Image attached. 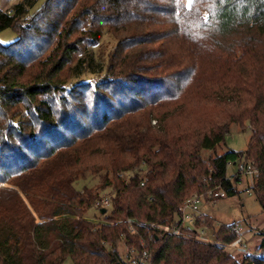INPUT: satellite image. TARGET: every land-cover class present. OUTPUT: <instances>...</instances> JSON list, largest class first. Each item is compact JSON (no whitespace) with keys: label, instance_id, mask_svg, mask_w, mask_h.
<instances>
[{"label":"trees","instance_id":"obj_1","mask_svg":"<svg viewBox=\"0 0 264 264\" xmlns=\"http://www.w3.org/2000/svg\"><path fill=\"white\" fill-rule=\"evenodd\" d=\"M38 2L0 9L17 34L0 43V264H122L118 244L139 245L146 223L184 232L153 239L155 264H264V232L262 256L239 259L178 220L193 194H239L227 170L243 159L264 213V0H47L31 14ZM81 91L89 125L69 113ZM234 124L252 127L247 150L205 159ZM89 177L97 191L75 189ZM107 189L110 212L96 207Z\"/></svg>","mask_w":264,"mask_h":264},{"label":"rangeland","instance_id":"obj_2","mask_svg":"<svg viewBox=\"0 0 264 264\" xmlns=\"http://www.w3.org/2000/svg\"><path fill=\"white\" fill-rule=\"evenodd\" d=\"M22 1V0H21ZM47 0H39L36 6L31 10V14H34L40 8H42L43 4L46 3ZM18 2V0H0V8L7 9L11 7L13 8ZM63 5H54L50 6L54 11L60 12L64 8ZM8 9V10H10ZM48 17L50 15H47ZM45 18L43 17V21H38V24L41 25L45 22ZM17 39L16 32L9 28L5 30H0V43L3 45H8ZM82 92L78 93V99L72 101L74 107L70 108L69 113L71 115L75 114L79 118V122L82 124L89 125L92 118L85 116L88 114L90 109L92 108V103L90 105V100L86 102ZM94 102V100L92 101ZM88 111V112H87ZM214 109H210V113H212ZM153 124H156L153 122ZM252 127L247 125V128L242 131L237 124L232 125L230 129V133L226 136L225 141L217 146L216 150H204L202 152V156L205 159H209L210 156L222 155L229 150H234L237 152H244L248 148V144L250 138L252 136ZM0 164H2V159L0 160ZM2 170L0 169V173ZM239 174V169L237 165H229L227 170V177L232 181V183L236 186L239 194L235 196H225L220 198L216 204H208L204 200L199 203L200 212L206 217L214 219L215 225L213 229L207 230V236L215 239V232L218 231L222 226L228 225H238L242 228L241 236L243 238V244L241 247L242 250L230 248L227 243L216 241L218 246L225 248L230 253H232L235 257L241 259L247 254H252L255 256H262V254L258 251L259 245L262 240L261 233L264 232V213L262 207L254 194V192H247L249 189V180L245 176H240V182H236V178ZM4 175V173H3ZM1 175V176H3ZM100 178L97 177H89L88 179H79L74 183V187L78 191H83L86 188H93V190L97 191V187L101 184ZM1 185V181H0ZM110 189L103 191L102 196L108 198L110 194ZM108 211H111V207H108ZM87 219L93 221L97 224H105V219L100 215V210L95 206L90 208L87 212ZM137 222H139L137 220ZM124 243L118 244V254L123 253ZM165 258H168L170 262H172L173 258L171 255L166 254ZM64 264H74L71 259H67Z\"/></svg>","mask_w":264,"mask_h":264},{"label":"built area","instance_id":"obj_3","mask_svg":"<svg viewBox=\"0 0 264 264\" xmlns=\"http://www.w3.org/2000/svg\"><path fill=\"white\" fill-rule=\"evenodd\" d=\"M21 1V0H18ZM239 169V176H245L249 180V189L247 192H254L255 181L259 176V170L254 165L253 161L250 160H240L237 164ZM144 185V183L142 184ZM227 196V192L223 189L218 191H212L208 194H193L188 198L184 204L180 207V218L185 227H190L196 230L194 237L203 242L217 243L214 238L207 236L208 228L203 225L204 219H201V222L198 224V218L203 216L199 209V203L205 201L208 204H216L220 199ZM111 206V200L105 198L101 201H97L96 207L107 208ZM122 223V222H121ZM127 223L130 224V229L132 233L138 234L134 223L142 225L141 222H137L135 219H128ZM145 237H140L139 245H128L124 244L123 253L119 251V259L122 264H155V255L154 252L150 249V243L154 238L160 239L163 235L169 234L173 236H179L184 233L177 224L175 226H170L166 224H155V223H146ZM235 232L239 234L237 240L229 244L230 248H235L242 250L241 247L243 244V238L241 236L242 228L240 226H235L233 228Z\"/></svg>","mask_w":264,"mask_h":264},{"label":"snow or ice","instance_id":"obj_4","mask_svg":"<svg viewBox=\"0 0 264 264\" xmlns=\"http://www.w3.org/2000/svg\"><path fill=\"white\" fill-rule=\"evenodd\" d=\"M194 6V0H187V7L191 9Z\"/></svg>","mask_w":264,"mask_h":264},{"label":"crops","instance_id":"obj_5","mask_svg":"<svg viewBox=\"0 0 264 264\" xmlns=\"http://www.w3.org/2000/svg\"><path fill=\"white\" fill-rule=\"evenodd\" d=\"M0 9H1V8H0ZM8 9H10V8H7V9H3V8H2L3 11H7ZM11 9H12V7H11ZM11 9H10V10H11Z\"/></svg>","mask_w":264,"mask_h":264},{"label":"water","instance_id":"obj_6","mask_svg":"<svg viewBox=\"0 0 264 264\" xmlns=\"http://www.w3.org/2000/svg\"><path fill=\"white\" fill-rule=\"evenodd\" d=\"M103 212H105V210H103Z\"/></svg>","mask_w":264,"mask_h":264}]
</instances>
